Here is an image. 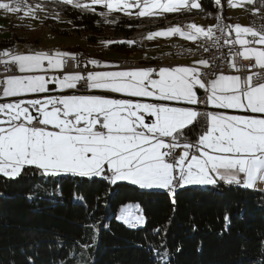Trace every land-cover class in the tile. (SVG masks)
Returning <instances> with one entry per match:
<instances>
[{
  "label": "snow or ice",
  "instance_id": "obj_1",
  "mask_svg": "<svg viewBox=\"0 0 264 264\" xmlns=\"http://www.w3.org/2000/svg\"><path fill=\"white\" fill-rule=\"evenodd\" d=\"M210 4L215 12L207 11L203 0H0V12L21 22L43 23L50 12L54 22L61 12L75 11L80 19L98 18L100 24L206 13L214 25H176L149 31L145 39L178 36L196 46L193 56L219 53L188 65L120 68L65 50L0 48V184L35 181L24 193L31 203L45 196L62 203L59 183L53 191L44 188L59 178L104 189L91 202L87 195L72 193L81 208L78 235L35 233L10 249L9 259L0 264H96L100 221L92 217L108 206L115 189L163 190L173 205L176 191L186 188L227 187L264 195V27L221 23L225 7H243L264 21V0ZM101 43L132 47L135 41ZM69 61L79 70L64 71ZM114 219L128 230L146 224L138 205L122 204ZM223 219L230 226V210ZM191 230L199 226L193 223ZM225 231L230 227L218 235ZM166 235L167 228L159 246L147 241L148 264H171ZM41 247L47 260L39 259ZM240 247L248 264H264V233Z\"/></svg>",
  "mask_w": 264,
  "mask_h": 264
},
{
  "label": "trees",
  "instance_id": "obj_2",
  "mask_svg": "<svg viewBox=\"0 0 264 264\" xmlns=\"http://www.w3.org/2000/svg\"><path fill=\"white\" fill-rule=\"evenodd\" d=\"M203 2L207 11H216L210 0ZM52 14L54 12H50L49 19L45 21L51 34L84 39L87 48L78 46V50L95 52L97 48L107 49L121 56L120 60L142 57L149 50L147 40H142L148 33L147 25L157 24L146 19L129 21L127 18L119 24H100L97 23L98 18L85 16L80 19L75 11L61 12L59 22H54ZM202 15L207 16L206 13L198 16ZM129 24L133 27L130 28ZM124 39L133 40L135 44L132 47L126 44L106 47L101 43ZM36 40L14 38L5 43V47L14 41H29L39 45ZM139 62L143 63L145 60L142 58ZM32 183L35 181L14 185L0 184V191L4 193L0 197V260L7 261L10 249L18 246L25 237L38 232L58 231L69 239L78 235V224L82 220L81 208L73 202L72 193L87 195L91 202L96 194L104 190L99 184L59 178L56 182H49L44 188L53 191L55 183H59L63 191L62 203L54 196H45L39 203H31L24 198V193ZM122 204L141 206L142 214L146 217L143 228L128 230L115 221L114 216ZM226 209L232 213L230 226L223 219ZM92 220L100 221L99 239L95 249L96 264H148L151 253L147 250V241L159 246L160 240L165 238V228L166 242L172 252L171 264H248L249 257L241 252L240 246L246 242H255L264 233V195L256 191L235 188L229 190L227 187L186 188L176 191L173 205L170 196L163 190L141 193L128 186L115 189L108 198V206L101 207ZM193 223L199 226L198 231L191 230ZM104 224H110L111 228L106 230ZM157 227L161 229L160 233L154 232ZM228 227L230 231H225L223 236L218 235ZM42 239H47V236ZM138 244L144 247H137ZM201 244L202 251H199ZM177 248L181 250L177 252ZM40 252L39 259L47 260L46 250L41 247Z\"/></svg>",
  "mask_w": 264,
  "mask_h": 264
},
{
  "label": "crops",
  "instance_id": "obj_3",
  "mask_svg": "<svg viewBox=\"0 0 264 264\" xmlns=\"http://www.w3.org/2000/svg\"><path fill=\"white\" fill-rule=\"evenodd\" d=\"M198 15H201V13H197V14L192 15V16H178L176 14H169L167 19H157V20H154L155 23H157V24L148 25V27L150 26L149 31L165 30L168 27H172V26H176V25L184 26L188 23H195L199 26H204L205 28L208 27L209 25H213V22L211 20L199 19L196 17ZM226 15L228 17H230V16L236 17V18H233L235 20V23L233 26H235L237 24L241 25V26H249L247 19L250 16V14L248 11H245L243 7H238L236 9L226 7ZM10 22L11 23L9 25H6V26L4 25L3 27H0V46L1 47H5V43L11 41L14 38L15 39H17V38L28 39V38L33 37L30 32H27V31H29L28 23L30 21L25 22V25H23V27H19L18 25H15L12 22V19L10 20ZM234 35H235V33L233 32V36ZM174 37L175 38H173V39L171 37V40L179 41L183 45L193 46V44L187 40L181 39L178 36H174ZM36 38H38V37H36ZM167 39L168 40H166L165 38H158V39L154 40V42L152 41L153 45H152L150 51H152V50L153 51L151 53H149L150 51L146 50V52L144 53V55L142 57H140V58L136 57L135 59H139V60L141 59L142 60V58H143L145 60V62L142 63L144 67H154V66L160 67L161 65H155V63H154V56H155L154 55V53H155V46L154 45H156L157 42L160 43L161 41H170L169 38H167ZM39 43L42 45L41 41ZM37 45H38V43H37ZM56 49H59V48H56ZM59 50H61V49H59ZM114 55H117V54H115L114 52L111 51L108 53V55L105 58H102V59L94 58V59L100 60L102 62H110V63L116 64V65H118L119 64L118 62H120V61H130L133 63H140V62H137V60H136V62H134L135 60H120V61L116 62L113 58H111V56H114ZM117 56L119 57V59L121 58V56H119V55H117ZM192 62H193V60L186 62V63H183V64H180V65H188V64H191ZM100 70H104V69H100ZM212 111L227 112L228 110L212 109ZM228 114H233V113L229 112ZM254 115L260 116L261 114H254Z\"/></svg>",
  "mask_w": 264,
  "mask_h": 264
},
{
  "label": "rangeland",
  "instance_id": "obj_4",
  "mask_svg": "<svg viewBox=\"0 0 264 264\" xmlns=\"http://www.w3.org/2000/svg\"><path fill=\"white\" fill-rule=\"evenodd\" d=\"M202 16H204V15H202ZM230 17L231 18H236V17H233V16H230ZM11 19H12V22L15 25H18L19 27H23V25H25V22H21L20 20L17 19L16 16H8L6 18L5 15L2 12H0V27H3L4 25L5 26L9 25L11 23L10 22ZM145 19L148 20L147 18H145ZM45 25H46L45 21L43 23H39V22H35V21H30L28 23L29 31H27V32H30L32 34V36H33L32 40L33 41H35L36 39H39V40H36L38 42L41 41L42 45L41 44H40L41 46L39 45L40 48L46 49V50L59 48L61 50L63 49L65 51L73 52V53H76V54L82 51V50H78L79 49L78 46H80V47H82L84 49L87 48V43H86V41L84 39L61 37V36H58V35H55V34L53 35V34H51L49 32L48 28ZM148 28L150 30V26L147 27V29ZM149 30H147V32ZM146 34H145V36H146ZM145 36L142 37V40H145ZM36 37H38V38H36ZM172 39H173V37H172ZM166 40H168V39H166ZM169 40H171V38H169ZM26 42H29V41H26ZM153 42H154V40H153ZM153 42L152 41H148V40L146 41V43L149 45V51L151 50ZM158 43L159 42H157L156 45H154L155 46V53L158 50L157 49ZM2 48H4V47H2ZM92 50H94V49H92ZM95 50H96L95 52H85V51H82V52L85 54V57H88L86 59H89V58L102 59V58H105L108 55L109 52H111V51H109L107 49H101V48H97ZM152 51H150L149 53H151ZM155 53H154V55H155ZM86 54H87V56H86ZM134 57H130L131 60H135L134 62H136V60H137V62H139V59H135ZM137 57H139V56H137ZM111 58H113L116 62L120 60L117 55L111 56ZM86 59H83V60H86ZM189 61H192V60H187L186 62H189ZM186 62H184V61L183 62H177L176 64H174V66L175 65L178 66V65L186 63ZM140 67H144V66H140ZM120 68H121V66H120ZM113 95H116V94H113ZM130 206H136V205H130ZM139 208H140V211L142 213L141 206H139Z\"/></svg>",
  "mask_w": 264,
  "mask_h": 264
},
{
  "label": "bare ground",
  "instance_id": "obj_5",
  "mask_svg": "<svg viewBox=\"0 0 264 264\" xmlns=\"http://www.w3.org/2000/svg\"><path fill=\"white\" fill-rule=\"evenodd\" d=\"M224 15L226 17L225 20L221 21L222 24H228V25H234L235 20L231 17H228L225 13L224 10ZM197 18L202 19V20H211L213 22V25L216 23V20L212 17L208 16H197ZM248 25L252 27H257L258 29L261 27H264V21L260 19L259 16H249L248 17ZM180 45H183L179 41L176 40H170V41H161L157 46V51L155 53L154 58H158L162 56V51L165 52H172L174 50L179 49ZM9 46H15L18 50L20 51H25V50H31L32 48H38V50H46L40 48L39 45H35L34 43L30 42H23V41H14L12 42ZM8 47V46H7ZM2 48V47H0ZM77 55H81V57H85V54L81 51L77 53ZM87 56V54H86ZM186 62L187 58H179V54H170L169 55V62ZM133 62L129 61H120L119 64H132Z\"/></svg>",
  "mask_w": 264,
  "mask_h": 264
},
{
  "label": "built area",
  "instance_id": "obj_6",
  "mask_svg": "<svg viewBox=\"0 0 264 264\" xmlns=\"http://www.w3.org/2000/svg\"><path fill=\"white\" fill-rule=\"evenodd\" d=\"M173 38H175V37H173ZM32 49L38 50V48H32ZM195 51H197L195 45H193V46L180 45L179 49L174 50L172 52L162 51V56H160L158 58H154V63H155V65H161V66H174V64H176L177 62H169V55L170 54H179V58H187V60L200 59L202 57L203 58H209V57L214 58L215 56H217L219 54L216 50H213L210 53H202V56L201 55L193 56L191 53L195 52ZM78 57L81 60L88 58V57H81V55H78ZM71 65H72V62L69 61V66L66 67L64 69V71H78L79 70V69H76L74 66H71ZM119 65L121 66V68H130V67L143 66L142 63L119 64ZM2 74L3 73H0V75H2ZM201 95H203V93Z\"/></svg>",
  "mask_w": 264,
  "mask_h": 264
},
{
  "label": "water",
  "instance_id": "obj_7",
  "mask_svg": "<svg viewBox=\"0 0 264 264\" xmlns=\"http://www.w3.org/2000/svg\"><path fill=\"white\" fill-rule=\"evenodd\" d=\"M52 94H56V93H52ZM201 94H202V92H201ZM107 95L115 96V95H113V94H107Z\"/></svg>",
  "mask_w": 264,
  "mask_h": 264
}]
</instances>
